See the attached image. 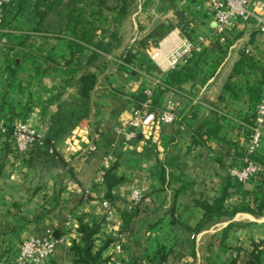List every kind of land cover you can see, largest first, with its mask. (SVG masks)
<instances>
[{
	"label": "crops",
	"instance_id": "crops-1",
	"mask_svg": "<svg viewBox=\"0 0 264 264\" xmlns=\"http://www.w3.org/2000/svg\"><path fill=\"white\" fill-rule=\"evenodd\" d=\"M44 1L61 8L67 0ZM197 3L201 10L181 0L170 5L172 12L189 20L187 39L197 43L204 38V56L198 59L202 49L192 56L198 77L179 90H166L163 84L153 88L154 107L164 109L172 101L178 120L163 125L153 136L136 130V137L127 141L122 136L123 121L144 99V89L152 80L166 76L171 51L166 40L161 51L155 43L142 45L159 23L144 34L137 30L143 26L141 3L134 12L130 4L121 20L107 11L98 17L101 27L117 31L119 43L108 53L100 52L87 68L83 62L68 64L65 33L31 31L37 24L31 17V2L13 9L9 17L16 13V19L1 24L0 121L7 127L26 122L46 146L18 155L11 136L0 132V262L14 260L24 240L53 229L58 241L45 264H74L70 247L74 240L79 242L76 217L102 215L99 202L106 186L95 179L103 157L112 152L116 168L111 175L121 180L111 189L114 218L104 231L120 232L122 220L115 209L123 208L132 188L142 189L148 198L121 232V264H229L236 254L245 260L254 243H261L257 264H264V177L239 184L229 174L230 168L241 165L239 154L246 150L243 119L252 114L248 89L260 87L264 79V33L252 19L245 27L228 30L226 41L219 44L204 15L205 1ZM61 22L50 14L43 25L55 29ZM173 32L177 45L178 35ZM206 54L215 58L211 65L218 62L208 73ZM240 59L244 63L235 73ZM88 71L96 74V82L83 97L77 81ZM227 83L236 95L224 89ZM213 113L220 117L218 136L196 143L194 131ZM262 131L255 155L264 162V123ZM92 144L94 150L85 152ZM84 189L93 199L83 198ZM222 194L229 211L241 206L257 210L258 202L263 204L257 213L241 210L203 223V210L194 202L212 203ZM58 227H62L59 238ZM111 253L112 246L104 255Z\"/></svg>",
	"mask_w": 264,
	"mask_h": 264
},
{
	"label": "trees",
	"instance_id": "trees-1",
	"mask_svg": "<svg viewBox=\"0 0 264 264\" xmlns=\"http://www.w3.org/2000/svg\"><path fill=\"white\" fill-rule=\"evenodd\" d=\"M168 3H173L177 0H166ZM198 0H188L190 5L197 3ZM31 2L32 6L30 11L31 17L36 18L37 24L31 28L34 33L39 32H49V33H65L67 40V49L69 54L68 64L73 63L75 65L81 64L83 62L84 67H88L91 61L95 60L100 52L108 53L117 47L119 39L117 38L116 30L104 29L98 24V17L103 16L105 11L115 14L116 19L121 20L124 18L130 10V0H67L61 4V8H54L52 5L45 3L44 0H12L10 3L6 4L3 8L4 18L3 23L6 22L7 18L16 19V13H13L12 17L9 14L14 9L20 8L21 4ZM194 8V6H193ZM50 14L60 18L62 21L55 29L54 26H44L43 21ZM87 20V21H86ZM117 20V21H118ZM1 26V25H0ZM234 28V27H233ZM100 30V35L98 36L97 31ZM169 31V26L160 24L153 30L152 33L148 34L146 39L143 40L142 45L147 46L149 43H156V41L166 32ZM215 40V39H214ZM217 43L220 44L217 40ZM226 41V40H225ZM87 52L88 55H87ZM197 54V53H196ZM195 56V54L193 55ZM194 57H191L186 63H179L173 69L168 70L166 76L161 80L162 87L164 89H175L179 90L181 85L187 81H194L199 75L197 66L192 62ZM245 59L248 60V57ZM245 59H240L234 65L235 73H239L242 68L243 61ZM128 61V59H125ZM249 61V60H248ZM218 62H215L212 66L216 67ZM78 91L81 96L86 97L89 95L96 82V74L93 72H85L78 79ZM259 84L264 85V79H262ZM254 86L248 89L250 101H252L251 111L252 114L249 117L243 119L244 126L246 127L247 133L249 132V126L254 125L255 112L254 105L258 99L262 96V87ZM226 91H231L236 95V90L234 91L227 83L224 88ZM234 91V92H233ZM154 102V101H153ZM220 117L216 113H213V117L210 121H206L199 125L194 131V140L196 143L205 144L206 140L210 138H215L218 136L220 131ZM7 135L11 134V129L7 127ZM45 143L46 140L44 139ZM246 156V150L239 154L240 163L242 165V158ZM253 161L257 162L262 170L255 177H264V162L256 155L249 156ZM241 165H235L239 167ZM116 168V163L111 162V164L104 170L102 176V184L106 186V193L104 198L107 199L111 208L114 210L112 202L115 197L111 193V189L114 185L120 182L121 179H116L112 177L111 173ZM85 190V189H84ZM83 190V191H84ZM83 197V193H82ZM83 198L86 200L93 199L90 193H87ZM82 200V199H81ZM128 199L124 201L122 209H115L116 213L122 220V226L120 232L123 233L125 226L134 217V213L140 208L143 203L141 200L137 206L132 211L126 210V204ZM257 202L254 199V203ZM263 201L258 202L257 210H253L248 206H241L239 208H232L230 211L224 206V196L223 194L220 198L216 199L212 203L207 201L196 200L194 205L203 210V223H210L216 220V218H221L222 216L230 217L234 213L241 210H249L251 212H260ZM49 212V210L47 211ZM77 219V236L79 242L73 241L70 247L73 253L74 264H108L111 259L110 256L104 255L107 248L112 246L113 237L111 234L104 231L105 228V218L103 215L98 217H90L85 214L78 215ZM58 232V238L62 235V227L56 228ZM261 243H254L253 249L250 251L248 257L245 260L239 258V255H235L229 264H257L259 263V245ZM124 249V246H123Z\"/></svg>",
	"mask_w": 264,
	"mask_h": 264
},
{
	"label": "built area",
	"instance_id": "built-area-1",
	"mask_svg": "<svg viewBox=\"0 0 264 264\" xmlns=\"http://www.w3.org/2000/svg\"><path fill=\"white\" fill-rule=\"evenodd\" d=\"M12 0H0V25L3 22V8ZM183 3L188 0H181ZM206 3L204 15H206L212 25V36L220 43L226 40L227 31L233 27H245L254 19L257 23L258 31L264 33V3L261 0H204ZM201 4L195 3L194 10H201ZM185 14V13H184ZM179 43L174 46L167 55L166 70L173 69L179 63H186L196 52L201 50L204 38L192 42L185 36H180L178 29H175ZM165 38V37H164ZM162 41V40H161ZM201 44H200V43ZM160 45V42H159ZM248 52V50H246ZM162 85L161 80L153 79L150 87L144 89V99L132 110L129 118L123 121L122 136L130 140L136 137V130L141 135H151L158 131L163 125L173 124L178 120V116L173 111V102L168 101L164 109H157L153 105V88ZM255 121L253 126H249L246 144V156L242 158V165L230 168L229 174L239 184H243L255 177L262 170V167L249 156L255 155L260 146L263 136L262 125L264 123V95H262L254 105ZM129 127V129H128ZM11 138L13 139L15 150L18 155H24L31 149H42L46 146L44 138L39 136L26 122L11 126ZM7 126L0 121V132L7 133ZM94 150V146L89 145L85 152ZM114 160V154L107 153L100 164L96 182H102L104 170ZM89 189L85 190V194ZM141 200H148L142 189L134 187L128 194L126 210L132 211ZM99 208L105 218V227L110 228L114 218V210L110 202L103 198L99 202ZM75 224V223H72ZM69 226L70 223H66ZM53 229H47L44 236H32L24 240L15 256L14 260H2L0 264H45L52 255L57 241L54 238ZM113 237L111 259L108 264H121L123 253L124 236L121 232L111 233Z\"/></svg>",
	"mask_w": 264,
	"mask_h": 264
},
{
	"label": "rangeland",
	"instance_id": "rangeland-1",
	"mask_svg": "<svg viewBox=\"0 0 264 264\" xmlns=\"http://www.w3.org/2000/svg\"><path fill=\"white\" fill-rule=\"evenodd\" d=\"M130 1H131V7H132L131 12L135 11V6H137L139 3H141L143 6V9L141 11L142 12L141 18H142L143 26L137 27V30H140L141 32L143 31L142 34H144L147 31L149 32V31L153 30L155 28V25L158 23H159L158 25L164 24V25L169 26V31L164 33L155 43L157 45V51L159 49H161V43L166 40L167 37H165V36L169 35L173 31H175V29L179 30L180 36L182 35V36L187 37L189 35V32L185 26V25H187L189 20L184 18V16H180V13L175 14L174 12H172V7H171L170 3H168V1H166V0H130ZM166 6L168 7V9H165ZM228 37H229V35H228ZM159 42H160V45H159ZM203 48H204V46H203V44H201L202 50L198 55V59H201L204 56L203 55ZM223 49H226V48L224 47ZM224 55H225V53H222V55L219 56L220 59H218V60H220V62L225 57ZM205 58L208 59V62L206 64L209 63L207 66H205L207 68V73L214 71V69L218 66V64H217V66L213 68V66L211 65L212 61L215 58L213 59V57L212 56L210 57V55L208 56V54L205 55ZM209 65H211V67ZM209 76L210 75H208V77Z\"/></svg>",
	"mask_w": 264,
	"mask_h": 264
},
{
	"label": "bare ground",
	"instance_id": "bare-ground-1",
	"mask_svg": "<svg viewBox=\"0 0 264 264\" xmlns=\"http://www.w3.org/2000/svg\"><path fill=\"white\" fill-rule=\"evenodd\" d=\"M173 34H175V32H171L168 36H167V38H166V42L168 43V44H170V46H171V49L174 47V46H176V43H174L175 41H174V39H172V35ZM163 43V42H162ZM161 49H163V44H161ZM161 49H160V51H161ZM170 52V51H169ZM160 54V53H159ZM158 54V55H159ZM165 54V53H164ZM161 55V54H160ZM166 55V54H165ZM163 57V56H162ZM165 57V56H164ZM164 59V58H163ZM165 60V59H164ZM163 60V61H164ZM167 61V60H166ZM165 62V61H164ZM163 62V63H164ZM166 63V62H165ZM166 66H167V63H166Z\"/></svg>",
	"mask_w": 264,
	"mask_h": 264
},
{
	"label": "water",
	"instance_id": "water-1",
	"mask_svg": "<svg viewBox=\"0 0 264 264\" xmlns=\"http://www.w3.org/2000/svg\"><path fill=\"white\" fill-rule=\"evenodd\" d=\"M56 234V233H55Z\"/></svg>",
	"mask_w": 264,
	"mask_h": 264
}]
</instances>
